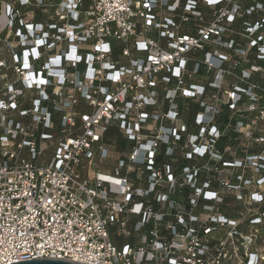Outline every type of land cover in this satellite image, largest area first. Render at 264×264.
<instances>
[{"label": "built area", "instance_id": "obj_1", "mask_svg": "<svg viewBox=\"0 0 264 264\" xmlns=\"http://www.w3.org/2000/svg\"><path fill=\"white\" fill-rule=\"evenodd\" d=\"M259 13L0 0V264H264Z\"/></svg>", "mask_w": 264, "mask_h": 264}, {"label": "trees", "instance_id": "obj_2", "mask_svg": "<svg viewBox=\"0 0 264 264\" xmlns=\"http://www.w3.org/2000/svg\"><path fill=\"white\" fill-rule=\"evenodd\" d=\"M239 2L241 3V6L243 7V9H247L251 6H254L256 3H260L264 5V0H239ZM208 15L212 12V9L206 10ZM248 21H250L251 23H255V22H262V20H264V13H259V14H255L253 16H250L247 18ZM263 32V31H262ZM256 49H251V53L255 52ZM209 94L213 95L214 92L210 91ZM184 111H186V116H188L189 114H193L197 109H198V104L194 101H188L186 102V106H182ZM230 118H232L231 124L229 126V128L226 130V137L229 138L233 135L232 132V127L233 125L240 120L239 117L237 116H232V112L229 111L227 108H222V112L220 117L218 118L217 124L220 125V128L223 129L227 123L230 122ZM246 121V120H245ZM117 134H115V132H110L109 133V137L110 138H114ZM117 145L119 146V148H124L126 143L122 140H116ZM229 141L223 139L221 142L218 143L217 148L219 149H223L224 146H228ZM193 162L190 161H183V164L181 165V167H185V166H190L192 165ZM180 167V168H181ZM224 209L227 208V206L223 207ZM226 214H228V212H226Z\"/></svg>", "mask_w": 264, "mask_h": 264}, {"label": "water", "instance_id": "obj_3", "mask_svg": "<svg viewBox=\"0 0 264 264\" xmlns=\"http://www.w3.org/2000/svg\"><path fill=\"white\" fill-rule=\"evenodd\" d=\"M12 264H77V263L59 261V260H49V259H43V260L33 259L28 261H20Z\"/></svg>", "mask_w": 264, "mask_h": 264}, {"label": "snow or ice", "instance_id": "obj_4", "mask_svg": "<svg viewBox=\"0 0 264 264\" xmlns=\"http://www.w3.org/2000/svg\"><path fill=\"white\" fill-rule=\"evenodd\" d=\"M213 2V0H209V3H212Z\"/></svg>", "mask_w": 264, "mask_h": 264}]
</instances>
